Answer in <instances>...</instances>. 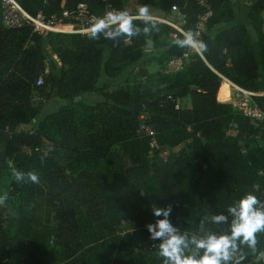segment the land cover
<instances>
[{
    "label": "trees",
    "instance_id": "obj_1",
    "mask_svg": "<svg viewBox=\"0 0 264 264\" xmlns=\"http://www.w3.org/2000/svg\"><path fill=\"white\" fill-rule=\"evenodd\" d=\"M16 1L33 15L59 14L82 2L99 17L110 8L122 10L125 0ZM156 1L165 12L176 6L183 15L182 28L194 31L202 12L196 0ZM208 2L211 15L202 34V57L192 54L175 73L161 69L159 84L150 93L141 85L121 86L89 101L85 95L95 92L101 72L113 76L120 63H144L149 41L175 34L159 51L164 68L170 57L186 50L175 44L182 34L161 22L150 39L141 34L130 43L124 37L111 41L89 40L83 33L39 34L29 26H4L0 0V141L6 156L5 162L0 159V196L4 169L11 165L40 178L39 183L14 180L6 192L0 205V264H39L49 236L65 249L74 245L58 264H164L159 248L147 246V224L162 218L152 214L153 204H171L170 223L190 239L230 232L227 208L246 194L264 201V124L253 126L232 110L226 102L228 84L221 78L264 92V0L247 6V23L236 20L231 0ZM59 37L56 47L54 38ZM48 45L59 67L48 63ZM139 72L152 77L145 69ZM39 76L42 83L37 85ZM46 88L64 103L35 122L31 97ZM254 100L264 110V95ZM138 103L144 108L135 112ZM142 121L154 129L159 146L185 143L187 148L170 161L157 156V150L149 156V137L136 133ZM231 123L236 124L232 134ZM43 140L53 146L47 155L25 151ZM55 151L64 156L63 163L55 160ZM41 201L52 210L44 223L38 213ZM9 203L17 214L13 230L6 220ZM217 214L227 215L228 221L213 222ZM125 219L138 221V227L114 233ZM257 240L255 254L240 246V264H264L256 258L264 252V233Z\"/></svg>",
    "mask_w": 264,
    "mask_h": 264
},
{
    "label": "clouds",
    "instance_id": "obj_2",
    "mask_svg": "<svg viewBox=\"0 0 264 264\" xmlns=\"http://www.w3.org/2000/svg\"><path fill=\"white\" fill-rule=\"evenodd\" d=\"M158 25L159 21L153 17L149 7L141 5L135 14L116 10L93 18L83 35L89 40L104 38L116 41L117 37L131 39L141 34L150 39L153 31H159ZM175 44L181 49H206L204 42L198 40L191 30L183 32L182 38L176 39ZM12 176L18 183H39L38 174L31 170L23 172L13 167ZM7 198L6 193L0 196V205H3ZM151 211L155 217H162L157 219L155 224H147V228L149 239L159 241L158 255L163 258L164 264H229V261L240 264L244 259L240 246H247L255 254L257 235L264 233V201L252 193L228 206L227 212L232 217L230 232L209 233L201 238L193 236L189 239L186 234H180L172 226L169 220L171 204L159 207L153 204ZM211 219L215 223L227 222L228 216L217 214ZM190 245L194 246V251L190 250ZM256 258H264V252L259 253Z\"/></svg>",
    "mask_w": 264,
    "mask_h": 264
},
{
    "label": "rangeland",
    "instance_id": "obj_3",
    "mask_svg": "<svg viewBox=\"0 0 264 264\" xmlns=\"http://www.w3.org/2000/svg\"><path fill=\"white\" fill-rule=\"evenodd\" d=\"M234 5V11L237 15V21H246V8L248 6L249 1L248 0H231ZM146 5L149 7L151 14L155 19H157L159 22L165 23L166 20L172 21L174 24L178 23L177 17L175 12L169 11L165 12L158 1L156 0H125L124 1V8L122 10L128 11L130 14H135L136 10L139 6ZM168 25V24H167ZM170 26V25H169ZM172 27V26H171ZM173 28V27H172ZM77 29H82L77 27ZM174 29V28H173ZM84 31H81L80 33H83ZM61 34H67V33H74V32H60ZM174 34L166 35L162 34L158 40L151 42L150 45H146L143 48L144 52V63H124L119 64V69L117 70V73L113 76H108L104 74V72H101L100 78H106L105 81L103 79H99L95 93L101 94L104 90H113L117 87L126 86L129 89H132L135 86H143L146 93H150L152 90L157 88L158 81L157 79L161 76L160 72L161 69L164 71V68L162 67V64L164 62L165 57L162 54H159V51L163 48V44L167 41H169ZM56 41V47L59 46V43L57 42L61 37L54 38ZM62 44V43H60ZM47 51L49 58H53L57 66L59 67L61 65V62L57 56V54L53 51V46H47ZM154 59V60H153ZM145 69L148 73L152 75V77H143L141 76L139 70ZM104 81V82H103ZM108 82V83H106ZM222 81L220 82V84ZM94 93V92H93ZM92 93H87L85 95V98L89 101H92L90 98ZM31 102L36 110V120H40L43 115L48 113L49 111L56 108L58 105H61L64 103L59 98H56L52 94L49 93L48 88L44 89L43 92L36 91L33 92L31 97ZM180 145V144H179ZM3 142L0 141V158L3 162L6 161V156L4 157V151H3ZM185 143H181V146L179 149H169V153L165 158H161L165 161H170L175 156V154L180 150V148L184 147ZM54 158L57 162L63 163L64 162V156L60 153L55 151L53 153ZM15 168L14 165H11L10 167H7L4 169L3 177L1 180V192L4 195L12 186L14 182V178L12 176V168ZM39 215L42 218L43 223L47 222L48 218H50L52 214V210L50 206H47L44 202L41 201V205L39 208ZM54 218V217H53ZM17 219V214L14 211L13 206L11 203L7 205V213H6V220L7 224L9 225V228L13 230L15 228ZM138 221L136 220H122L120 224L115 226V232H126L133 230L134 228L138 227ZM107 237H111V235H107ZM74 246L71 243L70 248H64L62 247L58 241L53 236H49L46 240L43 252L40 256L39 264H58L61 262V258L64 256V254L71 253V248ZM121 252H117L116 256H120Z\"/></svg>",
    "mask_w": 264,
    "mask_h": 264
},
{
    "label": "built area",
    "instance_id": "obj_4",
    "mask_svg": "<svg viewBox=\"0 0 264 264\" xmlns=\"http://www.w3.org/2000/svg\"><path fill=\"white\" fill-rule=\"evenodd\" d=\"M197 4L202 8V12L199 14L198 19L195 23L194 33L196 38L202 41V34L206 30V22L208 17L211 15V9L208 0H196ZM109 11H116L113 8L107 9L103 14ZM171 11L175 12L178 23L174 24L170 20H166L165 23L172 26L176 31L181 34L185 32L182 28L184 23L183 15L179 13L176 6L171 7ZM1 17L4 26L6 27H31L33 32L44 34L47 32H74L80 33L85 31V28L91 23L93 18L98 17L96 14L90 11L85 3H78L73 9H65L59 14L45 15L41 11L37 12L35 15L29 13L25 10L16 0H1ZM70 27L69 30H64V27ZM77 27L82 29H77ZM175 36V34H174ZM173 36V37H174ZM125 43H130V40L125 38ZM197 54L202 57V52L199 49L194 50L186 48V50L180 54L170 57L165 66V73H175L184 68V66L190 61L191 55ZM221 76V75H220ZM223 78V76H221ZM42 83V76H39L36 84ZM229 95L226 102L231 105L234 112L240 114L241 116L248 119L249 123L253 126L264 124V110L261 109L254 100V96L264 95V92H256L249 90L243 86L236 84L229 80ZM181 107L179 101H176L175 108ZM144 118V114L140 115V119ZM22 127V126H21ZM236 124L231 123L228 129V133H234ZM138 135H146L149 137V156H153L154 151L157 150V156L160 158H165L169 149L166 146H159L155 139L154 129L145 124L144 121L140 122L138 128L136 129ZM180 145L173 147L172 149H179ZM27 153L31 151L41 152L43 155H47L50 150L53 149L52 144L43 140V144L35 147H25ZM261 173V171H259ZM155 224V223H152ZM176 228L175 226H173ZM148 229V228H147ZM179 230L178 228H176ZM150 233L147 238V246L149 249L159 248V241H153L149 239ZM264 263V258H261Z\"/></svg>",
    "mask_w": 264,
    "mask_h": 264
},
{
    "label": "crops",
    "instance_id": "obj_5",
    "mask_svg": "<svg viewBox=\"0 0 264 264\" xmlns=\"http://www.w3.org/2000/svg\"><path fill=\"white\" fill-rule=\"evenodd\" d=\"M249 1V3H248V6L252 3V1L253 0H248ZM245 23H247V21H245ZM151 42V41H150ZM54 64H56L55 63V61H54ZM56 66H57V64H56ZM58 67V66H57ZM101 79H103L104 81H105V79H107V77L106 78H100V80ZM103 81V82H104ZM106 83H108V82H106ZM91 97L92 98H90L92 101H94V100H98V99H100L101 98V94L99 93V94H97V93H92V95H91ZM186 99V98H185ZM186 101V103H187V106H189V104H190V102H189V99H186L185 100ZM3 147V146H2ZM3 151H4V147H3ZM4 155V157H5V153L3 154ZM1 159V158H0ZM2 160V159H1ZM129 231V230H128ZM118 233H123V232H118ZM117 255V254H116ZM120 257H124V258H127L128 257V254H126V253H121L120 254Z\"/></svg>",
    "mask_w": 264,
    "mask_h": 264
},
{
    "label": "water",
    "instance_id": "obj_6",
    "mask_svg": "<svg viewBox=\"0 0 264 264\" xmlns=\"http://www.w3.org/2000/svg\"><path fill=\"white\" fill-rule=\"evenodd\" d=\"M228 25H230V23H228ZM150 41H149V43H148V45H150ZM48 63L50 64V65H52L53 67L55 66L54 65V60H53V58H49L48 59ZM260 75H261V73H260ZM143 104H141V103H138V104H135L134 106H133V110L135 111V112H139V111H142L143 110ZM187 147H183V148H181L180 150H179V153H181V152H183L185 149H186ZM162 161V160H161ZM153 164H155V162H153ZM39 180H40V178H39ZM44 186H46L45 184H43Z\"/></svg>",
    "mask_w": 264,
    "mask_h": 264
},
{
    "label": "bare ground",
    "instance_id": "obj_7",
    "mask_svg": "<svg viewBox=\"0 0 264 264\" xmlns=\"http://www.w3.org/2000/svg\"><path fill=\"white\" fill-rule=\"evenodd\" d=\"M70 29V27H64V30H69ZM227 84H228V89H229V79H227V78H225V77H223L222 78ZM230 92V91H229Z\"/></svg>",
    "mask_w": 264,
    "mask_h": 264
}]
</instances>
